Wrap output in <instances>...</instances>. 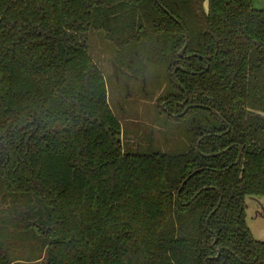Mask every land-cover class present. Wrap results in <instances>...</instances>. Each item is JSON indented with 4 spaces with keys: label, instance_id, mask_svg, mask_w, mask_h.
Returning a JSON list of instances; mask_svg holds the SVG:
<instances>
[{
    "label": "trees",
    "instance_id": "trees-1",
    "mask_svg": "<svg viewBox=\"0 0 264 264\" xmlns=\"http://www.w3.org/2000/svg\"><path fill=\"white\" fill-rule=\"evenodd\" d=\"M209 1L0 0V264H264V8ZM94 30L117 73L165 72L188 149L124 146Z\"/></svg>",
    "mask_w": 264,
    "mask_h": 264
},
{
    "label": "rangeland",
    "instance_id": "rangeland-1",
    "mask_svg": "<svg viewBox=\"0 0 264 264\" xmlns=\"http://www.w3.org/2000/svg\"><path fill=\"white\" fill-rule=\"evenodd\" d=\"M264 0H256V7L264 8ZM254 5V0H253ZM91 54L100 65L107 80L109 101L122 123V140L129 149L153 152H181L188 149L187 118H170L160 112V99L173 87L161 68L149 66L143 76L117 73L112 63L114 46L102 31L89 33ZM155 132L151 144L149 135ZM159 151V150H158ZM255 202L254 195L246 199L247 219L253 236L264 240V196ZM15 264H45V261Z\"/></svg>",
    "mask_w": 264,
    "mask_h": 264
},
{
    "label": "water",
    "instance_id": "water-1",
    "mask_svg": "<svg viewBox=\"0 0 264 264\" xmlns=\"http://www.w3.org/2000/svg\"><path fill=\"white\" fill-rule=\"evenodd\" d=\"M209 2H210L209 0H205V2H204V8H205V10H206L207 12H209V10H210ZM186 36H187L186 44H185V46H184V47L181 49V51H180V55H181V56H184V52H185L186 47H187V45H188V43H189V37H188V34H187ZM180 68L183 69L182 66H180ZM175 71H176V70H175ZM175 78H176V81H177V83H178V79H177V77H175ZM178 84H180V83H178ZM181 104L183 105V104H185V102H182ZM189 107H190V106H187V107H186V110L184 111V113L189 109ZM201 139H202V138L199 139L198 145H199ZM230 147H232V145L229 146L228 148H226V149L223 150V151H226V150L229 149ZM219 153H220V152H219ZM205 155H207V156H213V155H215V153L205 154ZM197 171H198V170H195L192 174H190V175L184 180L182 186H183L184 183H186L187 180H188L193 174H195ZM208 188H209V187L206 186V187L200 189V190L194 195V197H193L192 199H195V198H196V197H197V196H198V195H199L204 189H208ZM188 203H189V202H188ZM215 210H216V209H214L213 211H215ZM216 240H217V238H216ZM216 240H215V241H216ZM214 243H215V242H214ZM214 243H213V245H214ZM217 251H218V254H217L216 256H214V257H219V255H220V253H221V250H220V249H217Z\"/></svg>",
    "mask_w": 264,
    "mask_h": 264
},
{
    "label": "flooded vegetation",
    "instance_id": "flooded-vegetation-1",
    "mask_svg": "<svg viewBox=\"0 0 264 264\" xmlns=\"http://www.w3.org/2000/svg\"><path fill=\"white\" fill-rule=\"evenodd\" d=\"M187 123H189V120L187 121ZM191 126L193 127L192 124H189V125H188V129L191 128Z\"/></svg>",
    "mask_w": 264,
    "mask_h": 264
},
{
    "label": "crops",
    "instance_id": "crops-1",
    "mask_svg": "<svg viewBox=\"0 0 264 264\" xmlns=\"http://www.w3.org/2000/svg\"><path fill=\"white\" fill-rule=\"evenodd\" d=\"M256 1V0H255ZM263 3H264V1H263Z\"/></svg>",
    "mask_w": 264,
    "mask_h": 264
}]
</instances>
